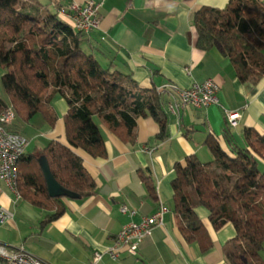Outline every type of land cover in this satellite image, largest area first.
I'll list each match as a JSON object with an SVG mask.
<instances>
[{
    "label": "crops",
    "instance_id": "1",
    "mask_svg": "<svg viewBox=\"0 0 264 264\" xmlns=\"http://www.w3.org/2000/svg\"><path fill=\"white\" fill-rule=\"evenodd\" d=\"M48 1L67 21L64 13L72 3L93 1L100 5L99 28L85 33L83 43L104 68L131 74L142 88H159L167 83L189 88L212 78L219 85V104L205 109L189 106L179 116L169 115V136L164 140L157 138L159 125L151 117L138 119L137 137L132 142L124 132L111 129L95 116L107 155L96 158L82 148L73 150L95 179L96 192L87 198L64 197L65 212L44 223L55 210L33 204L2 182L0 208L7 218L0 222V242L13 248L23 246L48 264H93L95 253L110 247L124 225L139 222L163 206L168 210L163 224L144 239L137 255L123 250L113 260L104 254L96 264H231L226 252L237 235L235 226L230 223L216 230L208 212L200 208L204 229L198 235L200 240L188 241L173 211L172 187L178 162L191 155L203 162L213 159L209 139L216 138L229 151L227 128L243 147L248 145L246 129L264 134V78L257 84L243 83L228 58L216 49L205 51L196 44L195 11L201 7L222 9L229 0ZM171 96L163 95L165 109ZM53 106L58 119L51 127L44 118L46 132L41 135L32 128L33 119L30 123L14 119L8 126L29 139L26 152L42 149L51 140L68 145L64 121L68 103L57 95ZM224 109L240 112L236 126L227 124ZM25 127L29 137L19 131L27 130ZM123 207L129 211L124 213Z\"/></svg>",
    "mask_w": 264,
    "mask_h": 264
},
{
    "label": "trees",
    "instance_id": "2",
    "mask_svg": "<svg viewBox=\"0 0 264 264\" xmlns=\"http://www.w3.org/2000/svg\"><path fill=\"white\" fill-rule=\"evenodd\" d=\"M193 25L197 47L216 49L235 67L238 79L259 83L264 78V4L260 0H229L225 8L201 7ZM85 33L75 30L48 0H0V67L2 86L10 103L0 98V115L10 108L15 119L30 123L42 114L53 127V101L68 103L64 117L68 145L51 140L42 149L19 159L18 193L37 206L55 210L51 222L65 212L62 199L49 195L41 169L45 157L57 181L87 198L97 183L73 148L93 157L107 155L105 139L94 120L100 117L111 129L137 137V122L151 117L159 125L157 138L169 136L170 116L158 88H142L128 73L104 68L83 43ZM229 124V123H227ZM230 125V124H229ZM229 151L216 138L208 140L213 159L188 156L175 166L173 211L188 241L199 239L203 208L216 230L233 224L237 235L226 256L231 264H264V134L245 130L246 147L227 130ZM149 180V178H144ZM151 190L153 186L147 183ZM200 240V239H199Z\"/></svg>",
    "mask_w": 264,
    "mask_h": 264
},
{
    "label": "built area",
    "instance_id": "3",
    "mask_svg": "<svg viewBox=\"0 0 264 264\" xmlns=\"http://www.w3.org/2000/svg\"><path fill=\"white\" fill-rule=\"evenodd\" d=\"M99 8L100 5L93 1L83 5L72 3L69 11L64 13V16L68 21H74L76 31L90 33L99 28ZM158 91L163 95L166 93L181 94V103H172L171 97L166 102L167 113L172 116H179L180 111L189 106L205 109L211 105L219 104V85L212 78L205 80L203 83H194L189 88H180L176 84L167 83L159 87ZM224 111L229 124L236 126L238 119L241 117L240 112L228 109H224ZM14 119L15 114L12 108L11 117L0 119V196L2 182H5L15 191V180L19 178V159L25 154L30 143L27 137L8 128ZM122 211L126 213L129 209L123 207ZM167 211V208L162 206L156 213L143 217L141 221H131L124 225L110 247L103 252L98 251L95 253L93 264L102 260L104 254H108L113 260H117L123 250L137 255L144 239L152 234L156 226L163 224L164 215ZM131 213L133 214L135 211H131ZM6 218L7 215L0 208V222H3ZM0 264L48 263L27 251L23 246L13 248L0 242Z\"/></svg>",
    "mask_w": 264,
    "mask_h": 264
},
{
    "label": "water",
    "instance_id": "4",
    "mask_svg": "<svg viewBox=\"0 0 264 264\" xmlns=\"http://www.w3.org/2000/svg\"><path fill=\"white\" fill-rule=\"evenodd\" d=\"M39 161L46 180L48 192L51 197H68L73 199L80 198L78 194L68 190L57 181L50 169L49 162L45 157H41Z\"/></svg>",
    "mask_w": 264,
    "mask_h": 264
},
{
    "label": "rangeland",
    "instance_id": "5",
    "mask_svg": "<svg viewBox=\"0 0 264 264\" xmlns=\"http://www.w3.org/2000/svg\"><path fill=\"white\" fill-rule=\"evenodd\" d=\"M0 98L3 99L5 102L9 103L10 99L9 96L7 95V93L4 91L3 86H2V74H0ZM96 121H99L98 118H95ZM32 128L34 129L35 133H38L39 135L45 133V129L43 128L45 124L44 121V117L42 116V114H37L33 120H32ZM27 130L25 129H21L19 130L22 134L26 135L29 137V133H28V128L25 127ZM38 141V140H37Z\"/></svg>",
    "mask_w": 264,
    "mask_h": 264
},
{
    "label": "bare ground",
    "instance_id": "6",
    "mask_svg": "<svg viewBox=\"0 0 264 264\" xmlns=\"http://www.w3.org/2000/svg\"><path fill=\"white\" fill-rule=\"evenodd\" d=\"M72 22L75 26L74 21H72ZM171 95H172L171 96V102L172 103H181V94L180 93H173ZM5 117H11V108L0 115V119H5ZM18 188H19L18 187V180H15V192H17V193H18Z\"/></svg>",
    "mask_w": 264,
    "mask_h": 264
}]
</instances>
